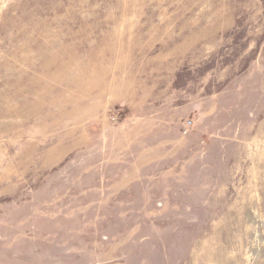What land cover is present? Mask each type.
<instances>
[{
  "label": "rangeland",
  "instance_id": "374dc122",
  "mask_svg": "<svg viewBox=\"0 0 264 264\" xmlns=\"http://www.w3.org/2000/svg\"><path fill=\"white\" fill-rule=\"evenodd\" d=\"M0 264H264V0H0Z\"/></svg>",
  "mask_w": 264,
  "mask_h": 264
}]
</instances>
